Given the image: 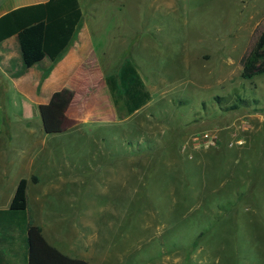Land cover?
I'll use <instances>...</instances> for the list:
<instances>
[{
	"label": "rangeland",
	"instance_id": "obj_1",
	"mask_svg": "<svg viewBox=\"0 0 264 264\" xmlns=\"http://www.w3.org/2000/svg\"><path fill=\"white\" fill-rule=\"evenodd\" d=\"M82 3L79 30L143 62L154 96L129 119L37 107L58 161L88 178L89 239L143 241L124 264H264V230L240 226L264 222V74L243 79L241 64L264 32V0ZM24 110L19 100L13 111Z\"/></svg>",
	"mask_w": 264,
	"mask_h": 264
},
{
	"label": "crops",
	"instance_id": "obj_2",
	"mask_svg": "<svg viewBox=\"0 0 264 264\" xmlns=\"http://www.w3.org/2000/svg\"><path fill=\"white\" fill-rule=\"evenodd\" d=\"M47 1L0 0V17L17 8ZM79 3L83 22L82 0ZM79 29L57 61L47 57L31 68L25 67L17 35L0 43V264H29L25 217L9 213L23 179L28 180L26 213L29 225L40 226L48 243L70 258L90 264H124V258L143 244V241H135L119 250L112 240L101 243L97 237L89 239L85 232L90 224L88 178L76 168L66 172L65 163L59 162L52 152L55 144L49 142L47 134L54 130L46 132L41 124L37 107L45 103L62 111L69 120L77 117L79 121H104L117 116L123 118L124 115L129 119L140 113L129 115L124 100L123 108L117 110L106 82L107 77L117 74L122 65L123 45L115 49V42L98 40L100 31L87 27ZM136 63L153 100V92L140 70L145 64ZM115 64L117 73L111 71ZM19 100L25 107L21 114L13 111ZM35 120L37 123L30 124ZM33 178L37 181L34 182ZM64 187L71 189L61 200L59 193ZM116 204L111 205L115 207ZM125 205L127 207V202ZM58 210L73 214V218L69 220L65 216L61 220L51 216L47 220L45 214ZM240 226L264 230V222L242 223Z\"/></svg>",
	"mask_w": 264,
	"mask_h": 264
},
{
	"label": "trees",
	"instance_id": "obj_3",
	"mask_svg": "<svg viewBox=\"0 0 264 264\" xmlns=\"http://www.w3.org/2000/svg\"><path fill=\"white\" fill-rule=\"evenodd\" d=\"M79 0H48L31 6L20 7L0 17V43L17 35L26 68H31L44 58L53 62L67 50L82 22ZM241 64L242 78L249 80L264 74V32ZM112 94L124 100L128 114L132 115L151 102L147 89L134 61L127 56L117 74L107 77ZM36 182L37 179L33 178ZM28 180L18 185L10 214L25 217L28 233L29 264H90L72 259L46 240L40 226L27 221Z\"/></svg>",
	"mask_w": 264,
	"mask_h": 264
},
{
	"label": "built area",
	"instance_id": "obj_4",
	"mask_svg": "<svg viewBox=\"0 0 264 264\" xmlns=\"http://www.w3.org/2000/svg\"><path fill=\"white\" fill-rule=\"evenodd\" d=\"M203 138L205 139V143H207L208 145H215L216 144V140L215 137H213L212 135H209L208 133H206Z\"/></svg>",
	"mask_w": 264,
	"mask_h": 264
}]
</instances>
